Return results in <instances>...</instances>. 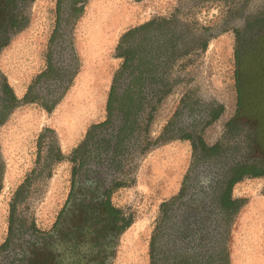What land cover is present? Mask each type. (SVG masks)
I'll list each match as a JSON object with an SVG mask.
<instances>
[{"label":"rangeland","instance_id":"rangeland-1","mask_svg":"<svg viewBox=\"0 0 264 264\" xmlns=\"http://www.w3.org/2000/svg\"><path fill=\"white\" fill-rule=\"evenodd\" d=\"M62 2L30 1L22 24L25 26L27 22L26 26L15 31L0 50V75L6 78L19 100L47 68L50 40ZM76 2L82 9L69 34L78 54L79 69L69 90L52 111L36 103L20 104L0 127L1 153L5 161L0 194V246L9 242L6 249L0 250L1 264L14 260V264L34 262L31 238L52 229L68 198L73 184L75 149L92 125L107 118L108 94L114 74L122 63V59L116 58V46L130 28L153 19L177 17L200 29L205 28V32L207 28L208 33L215 36L206 51L179 62L175 75L181 82L156 114L150 131L153 142L168 122L177 117L178 125L187 128V133L199 136L208 146L216 145L218 140L221 142L222 126L231 113L235 43L232 27L223 24L224 12L219 9L223 2ZM222 29L227 32L220 34ZM56 51L58 49L53 55ZM218 104H223L227 111L216 123L191 129L193 117L200 113L206 115L209 109L216 110ZM223 140L225 147L226 144L227 148L232 146L228 140ZM51 146L60 147L62 161L55 162L48 156ZM131 157L124 186L113 195L130 226H126L120 236L112 264H151V242L159 220V208L163 201L179 194L189 166L194 163L193 146L189 140H173L154 145L146 153L134 150ZM21 186L25 189L18 194ZM233 196L246 199L247 203L234 220L229 249L232 251L237 246L240 256L252 259L259 247L264 253V177L237 183ZM244 210L249 215L239 227L238 217ZM255 226L260 228L257 241L252 232L247 233L248 227Z\"/></svg>","mask_w":264,"mask_h":264},{"label":"flooded vegetation","instance_id":"flooded-vegetation-1","mask_svg":"<svg viewBox=\"0 0 264 264\" xmlns=\"http://www.w3.org/2000/svg\"><path fill=\"white\" fill-rule=\"evenodd\" d=\"M76 1L63 0L50 40L47 68L29 86L20 104L36 103L44 108L56 106L78 75V54L69 34L82 7ZM29 2L0 0V50L22 26ZM220 2H223L219 6L224 12L223 24L232 27L230 31L235 43L231 113L222 126L220 143L218 140V144L208 146L209 149H196L192 143L194 163L189 166L179 194L163 201L159 208V220L151 242V264H223L219 257L224 248L228 250L230 264L229 242L236 216L230 217L224 210L222 195L236 177L238 169L264 171V0ZM204 29L201 28L200 33L208 40V49L215 36L212 37L208 29L206 32ZM225 30L222 29L220 34L226 33ZM56 49L58 51L53 55ZM4 81L8 83L0 75V86ZM177 112L178 109L175 114ZM213 112L209 109L206 115L200 113L193 117L191 129L208 126L213 120ZM176 118L168 122L173 123L168 136L179 138L191 134L199 137L187 133V128H181ZM164 129L155 141L163 135ZM109 132L104 131V135ZM96 135L102 133L98 131ZM223 139L232 146L227 148L226 144L225 147ZM92 143L95 142L91 141L85 149L86 155L76 151L80 145L75 149L73 184L68 198L52 229L31 238L34 262L25 261L22 264L114 262L127 222L113 195L124 186L133 150L116 155L112 153L113 149L99 153L91 146ZM211 147L215 148L210 150ZM136 151L140 152V149ZM249 176L245 175L242 181L264 177ZM23 252L26 257V249Z\"/></svg>","mask_w":264,"mask_h":264},{"label":"trees","instance_id":"trees-1","mask_svg":"<svg viewBox=\"0 0 264 264\" xmlns=\"http://www.w3.org/2000/svg\"><path fill=\"white\" fill-rule=\"evenodd\" d=\"M25 26L22 25L19 29ZM207 47L208 40L200 33V28L177 17L153 19L123 33L115 54L116 58L122 59V63L114 74L108 94L107 118L90 127L86 139L76 151L86 155L85 149L92 141L95 143L91 146L99 153L110 149H113L114 155L139 149L141 153H146L154 145L176 139L191 140L196 149H209L202 138L191 134L179 138L168 136L173 127L172 122L165 127L163 135L157 141L153 142L150 139L151 127L161 104L181 82L175 75L179 62L194 53L205 51ZM20 103L21 100L4 81L0 86V127L8 121ZM54 107L45 108L52 111ZM224 111L225 106L219 104L209 124L218 119ZM98 131L102 135H96ZM104 131L110 132L106 136ZM212 148L215 147H211L210 150ZM49 151L48 156L55 162L62 161L63 154L59 146L56 148L51 146ZM4 173L5 161L0 146V194L3 190ZM235 173L236 177L223 193L221 200L224 210L230 217L237 216L247 203L246 199L233 198L234 186L242 181L245 175L264 176L263 170L251 168H240ZM24 189L25 187L21 186L18 194ZM126 226H130V223ZM8 244L9 242L6 241L0 246V250L6 249ZM219 261L229 264V253L226 248L223 249ZM14 262L15 260L10 264Z\"/></svg>","mask_w":264,"mask_h":264},{"label":"crops","instance_id":"crops-1","mask_svg":"<svg viewBox=\"0 0 264 264\" xmlns=\"http://www.w3.org/2000/svg\"><path fill=\"white\" fill-rule=\"evenodd\" d=\"M226 111H227V109H226ZM246 212L247 211L244 210V212H242L240 214V217H238L239 218L238 221H240L238 224L239 227L241 226V224L245 223V220H247L249 212H247V213ZM251 218H252V216H251ZM236 227H237V225H236ZM259 229L260 228H257L256 226L254 228L248 227L247 233L252 232L254 239L257 241V240H259V235H258ZM234 233H235V231H234ZM231 234H232V232H231ZM260 244H261V241H260ZM262 252L263 251H261V248L259 247L257 249L256 254L254 255V258L250 259L246 256H240L241 253H239V248H237V246H234V250L231 251V248H230V259H231L230 264H264V253H262Z\"/></svg>","mask_w":264,"mask_h":264},{"label":"bare ground","instance_id":"bare-ground-1","mask_svg":"<svg viewBox=\"0 0 264 264\" xmlns=\"http://www.w3.org/2000/svg\"><path fill=\"white\" fill-rule=\"evenodd\" d=\"M80 97V96H79ZM80 106V105H79ZM78 111V110H77ZM80 111V110H79ZM77 113V112H76ZM77 119H79V118H77Z\"/></svg>","mask_w":264,"mask_h":264}]
</instances>
